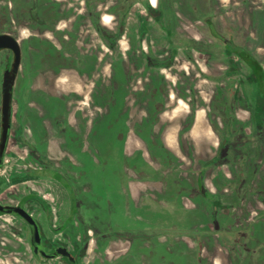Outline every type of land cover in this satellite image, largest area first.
I'll return each mask as SVG.
<instances>
[{"label":"rangeland","instance_id":"rangeland-1","mask_svg":"<svg viewBox=\"0 0 264 264\" xmlns=\"http://www.w3.org/2000/svg\"><path fill=\"white\" fill-rule=\"evenodd\" d=\"M32 1L0 0V32L12 34L21 32L23 36H27L32 30L28 14V10L34 6ZM37 1L41 7L55 6L62 10V13L64 9H67L69 16L71 12H81L78 17L80 22H88L84 15L85 0ZM112 1L102 0V3L94 5L99 7L100 13H104L108 11L107 7ZM90 5L92 6L91 0ZM163 6L173 7L177 18H179V23L173 27L177 34L175 38L179 41L173 43L170 39L166 44H163V47L161 45L158 47L148 46L149 55H157L159 49L163 51L162 58L164 60L172 58L169 54L170 50L173 52L175 50V55L182 54L184 57L189 53L197 55L194 47L188 46L187 39L194 38L196 41L206 44L209 34L203 20L210 16L215 26L220 29L219 31L234 42L233 47L237 51L244 49L245 52L253 55L264 71V0H163ZM139 9L144 11L139 4H136L131 12H136ZM47 14L50 15L49 11H46L44 15ZM130 16L131 21H133L135 16L132 14ZM57 23L60 22L57 21ZM164 33L166 32L164 31ZM40 36H43V40H56L52 37L51 31L42 32ZM93 38L97 40L96 37ZM151 38L149 33L144 36V39L148 41ZM126 40L123 38V43L120 48H117L116 55H123L124 51L127 52V49H124ZM98 44L100 54L105 53V56H108V50L103 48L102 43L99 42ZM43 46L40 45V48ZM104 46L107 48L106 43ZM179 47H181L180 51L178 50ZM211 48L213 53L225 54V49L220 45V42H212ZM8 54L7 51L0 53V66H4L9 61ZM197 56L204 65V56L201 54ZM22 63L19 83L14 95L11 135L7 151L0 165V197L2 201L9 202H16L29 190H36L47 199L50 198L47 191L50 186L41 176L45 175L44 171L47 170L45 163L37 160V158H42L43 154H30L29 148L23 144V141L26 142L24 136L28 134L27 125L31 114L27 107L20 106L22 103L27 104L29 102L27 95H24L25 90L23 88L28 80L23 72L27 71L30 63L27 58ZM243 70L246 68L243 67ZM99 71L103 75L108 72L107 57L100 61ZM107 87L108 85H105L104 88ZM100 88L98 89V85L95 86L89 95L91 104L87 107H92V110L88 115V123H84L78 114L75 115V118L79 119L77 127L71 122L68 123L67 108L61 103L55 104L54 102L50 111V118L54 120L52 121L54 127L48 128L49 126L46 124L40 126L34 120V133L30 137L31 143L42 153H46L49 149L54 151L57 147L64 148L65 146L70 154L76 155L75 158L78 159V163L67 161L65 158L62 162L68 166L69 175L74 178L78 185L80 199H89L90 204H92L90 208L84 211L86 218H88L85 221V227H89L94 232L95 240L91 239L87 246L90 248L96 244L99 246L115 234H120L122 237L131 236L130 232L156 235L162 233L160 231H166L165 234H172L171 229H176L175 227L181 226L190 229L194 226L200 233L199 239L207 248H215L217 244L226 247L227 244H230L228 253L231 264H264V250H262L264 247V86L260 88L262 100L258 106L252 101L253 103L248 107L245 99L248 97L247 95L250 97L252 93L250 88H247V93L244 95V105L237 106V110L234 111L237 118L244 120L245 125H247L244 128L245 132L248 134L252 131L255 135L251 138L247 137V141L241 146H231L233 152L237 153L230 154L231 157L242 159L244 167L247 169L244 184L241 187L236 186L234 178H231L232 181H230L228 178H222L223 175H221L218 177L217 193L202 195L199 190L196 191L199 197L197 199H200L196 200L199 208L190 209L188 214L183 212L184 210L178 202L173 204L171 210L167 207H161L163 211L169 212L165 213L159 210L155 203L151 206L147 204V206L146 200H143L139 204L138 202L134 205L131 204L130 211L128 213L126 211L123 215L117 213L116 208L126 198L123 196L122 200L119 194L120 189L128 180L124 170L128 167L139 171L143 167V162L137 160L135 156H127L123 153L124 116L122 110L107 105L108 99L103 95L105 90L102 92ZM84 99L85 101L88 100V96ZM32 116L38 121L39 115L34 110H32ZM47 116L43 115L42 119H48ZM255 117L259 120L260 128L256 127V123L253 122ZM58 122L62 123V128L58 127ZM24 125V134L22 135ZM19 137L24 140L19 142ZM25 179L31 180L24 181ZM249 183L250 186L252 183L254 193L252 190H248ZM223 184L226 190L220 186ZM173 185L177 189L183 186L180 182H175ZM57 189L61 190L60 187ZM191 192V188L181 191L187 196L192 194ZM245 199L248 201L247 207ZM172 210H175L176 213L172 214ZM81 213L83 212L81 211ZM2 219L0 222V264H34V258L27 240L23 239L16 229L19 227L16 218L11 215H4ZM120 219H124L123 224L116 223ZM60 222L62 223V221ZM12 227L13 229H11ZM83 228L82 222L81 225L69 223L67 232L62 236L70 244L80 242L84 236L82 232L86 231ZM156 229L159 231H154ZM195 241L197 245L193 250L186 247L184 254L177 257L180 259L179 264H208L207 260L199 255V240ZM151 250L163 254L162 250L160 251L155 246H152ZM221 255L224 257V253ZM40 261L49 262L42 259ZM50 264H58V262L52 260Z\"/></svg>","mask_w":264,"mask_h":264},{"label":"flooded vegetation","instance_id":"flooded-vegetation-1","mask_svg":"<svg viewBox=\"0 0 264 264\" xmlns=\"http://www.w3.org/2000/svg\"><path fill=\"white\" fill-rule=\"evenodd\" d=\"M100 3H102V0H91V6L90 0H85L84 15L86 16L85 20H88V22L82 23L80 19H78L79 13L81 12H71L69 16V10L67 9H64L62 13V10H59L55 6L41 7L38 5L39 3L37 0H33L32 4L34 6L28 10L32 30L29 31L27 36H23L21 32L17 31L16 34L0 32V34L6 33L13 36L17 40L21 50V60L16 70L12 86L11 119L4 154L8 148L13 124L15 90L19 83L18 80L23 64L22 62L27 58L30 65L27 71L23 73L26 74L25 76L28 83L24 85L23 89L25 90L24 95H27L29 102H27V104L22 103L20 106L27 107L31 115L27 125L28 134L24 136L26 142L23 141V144L29 148L30 154H43V157L41 156L42 158H37V160L41 163H45V168L47 170L44 171L45 175L41 176L45 178L50 186L47 190L50 197L49 199L42 196L36 190H29L28 193L23 194L16 202L2 201L0 197V205L20 206L33 218L40 235L39 243H32L31 236L33 226L18 213H6L0 210V222H2V217L4 215H11L16 218V221L19 223V227L16 229L19 231L21 237L27 240L34 258V264H50L52 260L57 261L58 264H83L85 257L89 254V250H94L96 247V245L93 248L87 246L91 239L95 240V234L89 227H85V221H87L88 218L82 217L78 188L77 186H72L66 179L69 168L62 162L65 158L67 161L76 164L78 163V159L75 158L76 155L70 154L65 146L64 148L57 147L54 151L49 149L46 153L39 151L30 141V137H32L34 133V120L39 123L40 126L46 124V126H49L48 128L52 129V127H54L52 121L54 120L50 118V111L52 110L51 106L55 102V104L61 103V105L67 108V115L69 117L68 123L71 122L75 124L76 127L78 126L79 119L75 118L76 114L82 118L81 120L84 123H88V115L92 110V107H87L91 104L89 95L97 85L98 89L102 86V88H100L102 92L105 90L103 95L108 99L107 105L113 106V108L127 111L126 109L128 107L140 104L139 98L135 95H129L136 93V84L132 86V84L126 81L124 76L122 66L126 52H123V55H116L117 48H120V45L123 43V38H126V41L130 44L132 39L131 35L135 33L141 44L144 41V36L149 31L147 27L148 23H145L139 15H135V20L133 19V22L130 24V14L136 4H139L144 9L149 19L166 32L169 40L171 39L173 43L178 42V39L175 38L177 34L173 27L176 23H179V18H177L173 7L163 6V0H113L107 7L108 11L104 13H100L99 11L97 5ZM94 4L97 5L95 6ZM46 11H49L50 15H44ZM71 16L73 17L71 18ZM106 16H108L109 24L102 21ZM57 21L60 23H57ZM203 21L206 24V29L209 34L207 43L202 44L194 38H188V46L200 48L206 52H212V42L215 43L217 41L224 47L225 52H236L238 60L243 64L242 66H244L246 70H240L238 65L231 60L225 67V73L227 75L236 73L239 76L237 85L238 87H242L243 94L245 95L247 93V88L251 90V96L249 97V95H247L248 97L245 99L248 107H250L253 102L258 106L260 100H262V96L260 93L258 94V92L260 88L264 86V79L262 82L259 81L258 72L255 71L254 66L246 62L243 57L238 54L237 50L233 47L234 42L219 31L220 29L215 26L210 16L204 18ZM45 31H51L53 34L52 37L56 40H43V36H40V34ZM93 37H96L97 40ZM99 42L103 44V48L108 50V56H105V53L100 54ZM104 43L107 44V48L104 46ZM40 45L44 46L40 48ZM147 48L145 47L139 50L138 54L144 57L145 60L147 59L151 66H158L164 63L162 59L163 51L161 49H159L157 55H153L154 57L152 56L157 61H152V57L148 54L149 51ZM2 51H7L9 53V61L4 66H0V106L3 81L9 73L13 61V52L10 49H0V53ZM174 52L170 50L169 54L171 57H174ZM249 56L254 58L251 54H249ZM105 57H107V60H112L116 57L120 65V68L116 67L114 69L112 65V70L107 76L101 74L99 71V63L103 61ZM187 57L192 60L199 75H203L200 67L195 63L193 55L188 54ZM148 73L150 72H139L141 76L139 82L142 83L144 87L151 88L153 86L152 79L150 78L151 75H148ZM105 85H108V87L104 88ZM193 90L194 83H191L189 85V91ZM87 96L88 100L85 101L84 98ZM243 102L245 103V101ZM32 110L39 115L38 121L32 116ZM43 115H48V119L43 120ZM256 121L259 120L255 117L253 122L257 124ZM227 125L229 127L230 122H227ZM58 127H63L61 122H58ZM24 128L25 125L21 132L22 135L24 134ZM127 129V131L131 133L133 128L129 126ZM234 134L241 135V130L238 128L237 132H229L221 141L216 153L218 158L224 157L228 160H232L230 154L237 153L233 152L231 146L236 147V144H238L237 146H241L247 141L246 137H244L245 135L235 138ZM18 139L19 142L24 140L20 137ZM65 141L67 143V140ZM2 161L3 158L0 161V165ZM94 161L98 162L97 160ZM239 162L237 173L234 176V183L236 182L237 187H241L242 184H244V176L246 175L243 170L244 163L242 159H240ZM29 180L31 179H25L24 181ZM249 186L250 183L248 187ZM54 187H60L62 191L57 189L59 191L58 193ZM60 221H62V223ZM68 222L70 224L76 223L81 225V222L84 224L83 230L85 229L86 231L82 232L84 236L80 242L70 244L66 241L64 236H62L67 232ZM11 229H13V227ZM118 236L122 237L120 234H118ZM60 248H64L67 254L58 252ZM41 249L50 257L44 256L41 253ZM40 259L49 262L43 263Z\"/></svg>","mask_w":264,"mask_h":264},{"label":"crops","instance_id":"crops-1","mask_svg":"<svg viewBox=\"0 0 264 264\" xmlns=\"http://www.w3.org/2000/svg\"><path fill=\"white\" fill-rule=\"evenodd\" d=\"M131 14L139 15L148 23V33L152 38L149 41L144 39L145 42L140 44L138 36L134 33L130 44L125 41L124 49H127V52L122 68L126 81L132 86L136 84V93L129 95L139 98L140 104L128 107L127 111L122 110V150L125 155L135 156L143 162V167L139 171L125 168L124 173L128 180L119 194L122 200L123 196L126 198L118 204L116 211L123 215L130 211L131 204L146 200V205L155 203L161 211V207L171 210L173 204L178 202L183 212L188 214L190 209L199 208L196 203V200H200L197 199V190L202 195L217 193L218 177L223 175L222 178L232 181L231 178L237 173L240 158L228 160L223 157L224 160H221L222 157L218 158L216 153L221 141L229 132H237L239 128L241 135L234 134L235 138L246 133L244 128L247 125L244 120H239L234 112L237 106L244 105L242 87L237 85L239 76L236 73H225V67L231 60L240 70L244 66L238 61L236 52L226 51L225 54L218 55L196 47L194 49L197 53L205 58L204 65L198 60V54H189L193 55L195 63L200 67L203 73L201 76L192 60L187 57L188 54L185 57L178 54L169 60L162 58L164 63L151 66L138 51L148 46L158 47L159 44L163 47L169 39L164 30L151 21L142 9ZM106 19L108 18L105 17L102 21L107 22ZM132 22L130 19V24ZM153 57L152 61H157ZM107 63L108 72L104 73L105 76L109 75L112 65L113 69L120 68L116 57L107 60ZM145 71L150 72L148 75H151L152 79L151 88H146L139 82V72ZM191 83H194L193 91H189ZM227 122H230L229 127ZM256 122V127L260 128L259 121ZM129 126L133 128L131 133L127 131ZM254 136L252 131L245 135L246 139ZM243 170L247 174L246 167ZM69 174L70 171L66 179L72 186H78ZM175 182H180L183 186L177 189L173 185ZM220 186L226 190L224 184ZM189 188L192 191L189 196L181 193ZM248 190L254 193L252 183ZM80 201L82 217L86 218L84 211L92 204L89 199L83 198ZM245 201L247 207L248 201ZM171 213L175 214L176 211L172 210ZM123 220L120 219L116 223L123 224ZM175 228L171 229L172 234H165L166 231H160L162 233L156 235L130 232L132 235L129 237L115 234L103 241V244H96L94 250H89L83 264H179L180 259L177 257L184 254L186 247L193 250L197 245L195 240L200 243V257L206 259L208 264H231L228 253L230 244L226 247L217 244L215 248L209 249L199 239L200 233L194 226L190 229L181 226ZM152 246L162 250L163 254L151 250ZM221 253H224V257Z\"/></svg>","mask_w":264,"mask_h":264},{"label":"water","instance_id":"water-1","mask_svg":"<svg viewBox=\"0 0 264 264\" xmlns=\"http://www.w3.org/2000/svg\"><path fill=\"white\" fill-rule=\"evenodd\" d=\"M10 49L13 52V61L11 65V69L7 76L4 78L3 85H2V94H1V121H0V161L3 158L4 151L7 145L8 133H9V126H10V119H11V99H12V86L16 74V70L20 64L21 60V50L17 40L6 33L0 34V49ZM0 210L6 213H18L22 216L30 225L33 226L31 241L32 243L36 244L40 242V235L35 224L33 218L20 206H3L0 205ZM58 252L62 254H67L64 248L58 249ZM41 253L44 256L50 257L46 255L44 250L41 249Z\"/></svg>","mask_w":264,"mask_h":264},{"label":"trees","instance_id":"trees-1","mask_svg":"<svg viewBox=\"0 0 264 264\" xmlns=\"http://www.w3.org/2000/svg\"><path fill=\"white\" fill-rule=\"evenodd\" d=\"M237 52H238V54H240L243 57V59L246 62H248L249 64L254 66L255 71L258 72V79L260 82H262L264 79V71L262 69V66L257 62V60L254 59L253 57L249 56V54L247 52H245L244 50L237 51Z\"/></svg>","mask_w":264,"mask_h":264}]
</instances>
